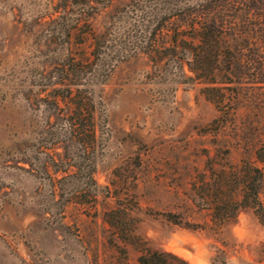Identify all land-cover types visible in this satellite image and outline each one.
<instances>
[{
  "label": "rangeland",
  "instance_id": "rangeland-1",
  "mask_svg": "<svg viewBox=\"0 0 264 264\" xmlns=\"http://www.w3.org/2000/svg\"><path fill=\"white\" fill-rule=\"evenodd\" d=\"M14 1L24 27L0 17V264H138L147 251L187 264H264V226L254 212L242 209L216 231L199 211L194 188L211 165L220 170L252 158L242 148L264 140V67L256 70V84L248 81L240 90L236 117L215 132L209 124L217 112L202 84L169 83L173 71L159 76L144 55L117 64L96 90L110 131L94 175L97 214L69 205L56 222L54 213H45L46 180L12 162L22 116L34 110L24 94L42 61L35 49L41 28L34 22L48 0ZM121 7L113 0L94 18V28H107ZM260 200L264 204V185ZM109 208L130 214L118 224L133 228L129 240H120L103 220ZM167 214L199 228L173 224Z\"/></svg>",
  "mask_w": 264,
  "mask_h": 264
},
{
  "label": "trees",
  "instance_id": "trees-1",
  "mask_svg": "<svg viewBox=\"0 0 264 264\" xmlns=\"http://www.w3.org/2000/svg\"><path fill=\"white\" fill-rule=\"evenodd\" d=\"M112 1L48 0L34 22L41 28L35 49L42 61L37 78L25 89L26 103L34 110L22 116L12 162L46 180L45 213H54L56 222L69 205L97 214L94 175L110 131L96 90L117 64L144 55L159 76L173 71L169 83L202 84L201 93L217 112L209 124L215 132L236 117L240 90L248 81L256 84V70L264 67V0H119L118 18L96 30L92 21ZM14 2L0 0V17H10L19 30L25 24ZM242 150L252 158L220 170L211 165L209 175L200 174L194 185L197 207L216 231L242 209H251L264 226V169L258 165H264V140ZM130 218L120 208L103 212V220L122 241L133 237V228L118 224ZM167 219L189 229L200 225L182 223L173 214ZM165 257L180 260L147 251L138 264H164Z\"/></svg>",
  "mask_w": 264,
  "mask_h": 264
}]
</instances>
